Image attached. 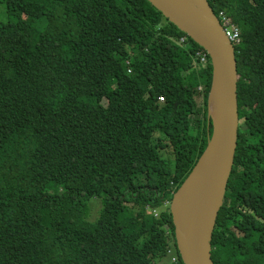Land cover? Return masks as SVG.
<instances>
[{
    "label": "trees",
    "instance_id": "obj_1",
    "mask_svg": "<svg viewBox=\"0 0 264 264\" xmlns=\"http://www.w3.org/2000/svg\"><path fill=\"white\" fill-rule=\"evenodd\" d=\"M207 2L241 32L212 260L264 264V0ZM0 4V264H184L171 203L212 136L203 49L148 0Z\"/></svg>",
    "mask_w": 264,
    "mask_h": 264
},
{
    "label": "water",
    "instance_id": "obj_2",
    "mask_svg": "<svg viewBox=\"0 0 264 264\" xmlns=\"http://www.w3.org/2000/svg\"><path fill=\"white\" fill-rule=\"evenodd\" d=\"M148 1L169 22L207 52L213 67L210 97L215 82H218L221 89L218 116L213 118L209 113L213 121L210 141L171 203L176 226V244L184 264H214L213 232L224 205L238 145V72L235 48L207 0L204 2L209 13L184 0ZM188 184L193 185V194L188 228L185 231L177 218L176 208L181 193Z\"/></svg>",
    "mask_w": 264,
    "mask_h": 264
},
{
    "label": "bare ground",
    "instance_id": "obj_3",
    "mask_svg": "<svg viewBox=\"0 0 264 264\" xmlns=\"http://www.w3.org/2000/svg\"><path fill=\"white\" fill-rule=\"evenodd\" d=\"M184 1L189 4H192L196 8L206 13H209V10L204 0H184ZM221 98L222 97H221L220 86L218 85V82H215L213 87V92L209 100V113L213 118H216L218 116V112L220 110ZM192 186H193L192 184H188L187 188L183 190L177 202V208H176L177 218L185 231L188 228L189 218L191 214L190 206H191L192 194H193Z\"/></svg>",
    "mask_w": 264,
    "mask_h": 264
},
{
    "label": "built area",
    "instance_id": "obj_4",
    "mask_svg": "<svg viewBox=\"0 0 264 264\" xmlns=\"http://www.w3.org/2000/svg\"><path fill=\"white\" fill-rule=\"evenodd\" d=\"M217 18L220 22V25H221L225 35L230 40V42L233 44V46L235 47L238 44H240L241 32L238 29V27L235 26L232 19L224 13H220V16ZM186 39H187L186 37H183V38H181L180 42L183 43ZM195 60L199 64H201V63L206 64L209 60V56H208L207 52L204 50L198 51L196 53L195 58H194V63L196 64Z\"/></svg>",
    "mask_w": 264,
    "mask_h": 264
},
{
    "label": "rangeland",
    "instance_id": "obj_5",
    "mask_svg": "<svg viewBox=\"0 0 264 264\" xmlns=\"http://www.w3.org/2000/svg\"><path fill=\"white\" fill-rule=\"evenodd\" d=\"M218 3L214 4L212 7H213V10L216 12L218 11L219 9V6L217 5ZM6 14L4 13V5L3 4H0V17H5ZM198 102H200L201 104V99H197ZM196 132L193 130V134H195ZM101 207H102V204H101V201L100 200H97V199H92L91 202H90V215H91V218L93 220H95L98 215H99V212L101 210ZM174 254V251L171 250L169 256L165 257L161 262H158L156 264H168L169 261H170V258L171 260L173 261L176 257L173 255Z\"/></svg>",
    "mask_w": 264,
    "mask_h": 264
},
{
    "label": "clouds",
    "instance_id": "obj_6",
    "mask_svg": "<svg viewBox=\"0 0 264 264\" xmlns=\"http://www.w3.org/2000/svg\"><path fill=\"white\" fill-rule=\"evenodd\" d=\"M186 38H188L187 36H186ZM235 48V47H234ZM205 51V50H204ZM210 59V58H209Z\"/></svg>",
    "mask_w": 264,
    "mask_h": 264
}]
</instances>
